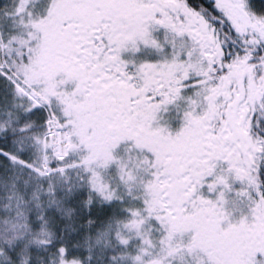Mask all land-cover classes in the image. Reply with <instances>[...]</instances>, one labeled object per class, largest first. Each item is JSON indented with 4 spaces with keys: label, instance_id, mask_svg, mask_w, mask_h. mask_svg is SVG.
I'll return each instance as SVG.
<instances>
[{
    "label": "snow or ice",
    "instance_id": "1",
    "mask_svg": "<svg viewBox=\"0 0 264 264\" xmlns=\"http://www.w3.org/2000/svg\"><path fill=\"white\" fill-rule=\"evenodd\" d=\"M0 264H264V0H0Z\"/></svg>",
    "mask_w": 264,
    "mask_h": 264
}]
</instances>
